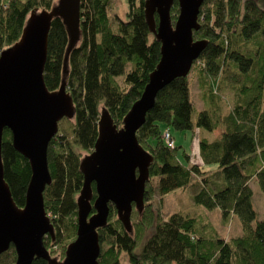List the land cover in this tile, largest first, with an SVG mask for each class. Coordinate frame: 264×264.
<instances>
[{"label":"trees","instance_id":"obj_1","mask_svg":"<svg viewBox=\"0 0 264 264\" xmlns=\"http://www.w3.org/2000/svg\"><path fill=\"white\" fill-rule=\"evenodd\" d=\"M145 1L126 0L127 12L122 19L117 14L110 17L112 0H80V37L65 64L66 28L56 18L49 29L44 83L49 91H55L64 82L74 107L73 118L58 123L46 156L52 183L43 192V203L61 254L76 236V198L83 184L79 163L81 153L93 150L101 110L107 111L120 128L160 59V43L146 24ZM53 2L0 0V52L19 40L31 11H49ZM177 8L174 0L172 22L177 18ZM154 20L157 24L156 15ZM198 24L193 41L207 42L194 62L203 109L193 123L188 76L174 79L158 92L136 132L138 144L152 156L143 210L138 213L132 207L129 234L109 205L107 226L97 231L98 264H121V254L129 264H264V219H256L249 185L254 180L264 193V1L204 0ZM227 71L236 95L230 109L225 108L218 88L213 91L206 82L210 79L217 84L218 78L225 81ZM121 76L126 89L116 83L115 78ZM169 128L177 132L197 128L209 134L221 128L219 139L199 140L203 165H215L214 169L189 165L186 150L177 145L168 147L161 135L167 131L174 142ZM180 152L185 163L178 158ZM1 162L3 179L14 203L21 208L30 167L12 147L7 129L2 135ZM194 183L198 188L192 196L193 204L206 210L218 209L223 221L237 217L241 236L224 241L202 217L165 214V196ZM92 190L91 202L96 197L93 184ZM49 238L43 239L45 246L51 243ZM15 256L10 245L0 256V264H13ZM32 264L47 262L34 259Z\"/></svg>","mask_w":264,"mask_h":264},{"label":"water","instance_id":"obj_2","mask_svg":"<svg viewBox=\"0 0 264 264\" xmlns=\"http://www.w3.org/2000/svg\"><path fill=\"white\" fill-rule=\"evenodd\" d=\"M204 0H177L174 22L170 10L174 0H146L144 16L151 34L160 43V59L149 74L139 98L131 105L116 127L107 111L101 110L98 137L90 154L79 163L82 188L76 198V236L66 247L64 258L50 257L43 238L54 239V229L47 217L43 192L52 183L47 167V148L57 134L58 123L72 119L74 107L65 91H49L44 83L48 32L58 18L68 35L70 50L80 37V0H57L51 10L29 13L19 40L0 52V256L10 245L14 264H32L42 259L47 264H98L100 244L97 231L107 226L109 205L129 234L132 232V207L141 213L145 185L149 179L152 156L137 142L136 132L144 124L160 90L176 78L187 77L207 42L193 41L199 28L198 14ZM157 16V24L154 20ZM10 132L12 147L30 167L23 207L14 203L3 179L1 145L3 130ZM96 194L92 201L93 190ZM91 211H94L91 214Z\"/></svg>","mask_w":264,"mask_h":264},{"label":"rangeland","instance_id":"obj_3","mask_svg":"<svg viewBox=\"0 0 264 264\" xmlns=\"http://www.w3.org/2000/svg\"><path fill=\"white\" fill-rule=\"evenodd\" d=\"M56 1L57 0H54L53 3L55 4ZM126 12H127L126 0H112V5H111V8L109 9L110 17H112L114 14H117L120 18L124 19ZM194 62L187 75L189 83H190L189 85H190V90H191V95H192V100H193V105H194V111L191 115L193 123L196 119L197 112L203 109V103L200 98L201 90H200L198 80L196 77V70H195L196 65ZM224 77L226 78L225 81L219 82V78H218L217 84L213 82V80H210V79L207 80L206 82L209 86L211 85L210 87L211 89H213V91H215L216 87L218 88L217 91H220V94L222 97L221 101L225 103L226 109H230L232 108L236 100L235 90H234L233 83L231 80L232 75L230 74V71H227ZM115 80L120 88L122 89L127 88L123 83V76L116 77ZM169 131L174 139L173 145H177L178 147H181L182 149L186 150V152L189 154L190 156L189 165L197 164L201 167H204L205 169H214L215 165H208V166L203 165L201 157L199 155V140L203 137L208 138V139H219V137L223 133V130L221 128L214 130L211 134L207 133L203 129H197V128H195L193 132L191 131L177 132L171 128H169ZM161 136H162V139L165 141L164 134H162ZM90 153H87V152L81 153L80 159L82 160L84 156ZM178 158L182 162L185 163V161L183 160L181 156V152L178 154ZM193 179L198 180L197 178H193ZM249 185L253 192L252 204H253V209L256 213V219L260 221L264 219V193L260 191L258 185L255 183L254 180H251L249 182ZM197 188L198 186L196 185V183H194L185 190L177 189L167 194L164 198V201L162 202V208L165 214L168 215L172 213H181V214H188L194 217H202L215 230L216 232L215 236L224 241H230L232 239H235L241 236L242 229H241V225L237 217L231 216L227 221H223L220 215V211L218 209L206 210L201 206L193 204L192 196L194 192L197 190ZM47 217L49 218V215H47ZM47 238H49V236H45L43 239L45 240ZM54 240L55 239H50L51 243L52 242L53 243L46 245L48 248L50 247L51 249L49 250L47 248L46 249L49 253L51 250H53V252L50 255L51 258H54L57 261H62L64 258V254L60 253L58 246L54 244ZM62 244H59V245L63 246ZM68 245L65 246V250ZM65 250H64V253H65ZM120 262L121 264H129L127 258L123 254H121L120 256ZM14 263H15V260H14ZM3 264H7V263H3Z\"/></svg>","mask_w":264,"mask_h":264},{"label":"built area","instance_id":"obj_4","mask_svg":"<svg viewBox=\"0 0 264 264\" xmlns=\"http://www.w3.org/2000/svg\"><path fill=\"white\" fill-rule=\"evenodd\" d=\"M163 134H164V137H165V144L168 147L173 148L174 147L173 140L171 139L170 134L167 131H165Z\"/></svg>","mask_w":264,"mask_h":264},{"label":"flooded vegetation","instance_id":"obj_5","mask_svg":"<svg viewBox=\"0 0 264 264\" xmlns=\"http://www.w3.org/2000/svg\"><path fill=\"white\" fill-rule=\"evenodd\" d=\"M51 238V237H50ZM52 239V238H51Z\"/></svg>","mask_w":264,"mask_h":264},{"label":"bare ground","instance_id":"obj_6","mask_svg":"<svg viewBox=\"0 0 264 264\" xmlns=\"http://www.w3.org/2000/svg\"><path fill=\"white\" fill-rule=\"evenodd\" d=\"M49 33V32H48Z\"/></svg>","mask_w":264,"mask_h":264},{"label":"crops","instance_id":"obj_7","mask_svg":"<svg viewBox=\"0 0 264 264\" xmlns=\"http://www.w3.org/2000/svg\"><path fill=\"white\" fill-rule=\"evenodd\" d=\"M222 133V132H221Z\"/></svg>","mask_w":264,"mask_h":264}]
</instances>
